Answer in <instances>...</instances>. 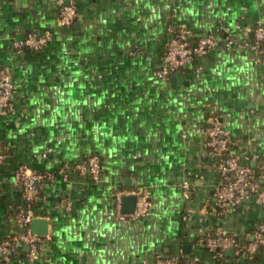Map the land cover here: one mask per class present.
Returning a JSON list of instances; mask_svg holds the SVG:
<instances>
[{
  "label": "crops",
  "instance_id": "0c3cea01",
  "mask_svg": "<svg viewBox=\"0 0 264 264\" xmlns=\"http://www.w3.org/2000/svg\"><path fill=\"white\" fill-rule=\"evenodd\" d=\"M74 3V20L63 25L57 0H0V69L14 84L0 113V240L21 232L15 171L54 176L37 186L31 207L47 228L38 257L15 243L19 252L0 264H154L158 253L264 264V247L254 260L227 251L217 259L201 241L212 232L250 239L264 218L252 197L226 210L215 199L219 158L203 132L218 116L230 154L264 165V63L250 48L217 47L165 79L156 75L171 29L186 30L189 45L206 35L250 41L264 24V0ZM45 31L52 40L42 49L16 47ZM91 155L102 163L97 181L74 168ZM120 189L148 192L149 213L118 218Z\"/></svg>",
  "mask_w": 264,
  "mask_h": 264
},
{
  "label": "built area",
  "instance_id": "2783aa9c",
  "mask_svg": "<svg viewBox=\"0 0 264 264\" xmlns=\"http://www.w3.org/2000/svg\"><path fill=\"white\" fill-rule=\"evenodd\" d=\"M60 21L63 25H70L76 15L74 0H57ZM253 40L236 43L233 37L223 39L212 35L201 36L194 45L186 42V30L183 28L171 29L170 38L163 56L160 70L156 72L158 78L165 79L173 70L190 64L194 58L206 54L217 47L232 48L233 46L250 48L258 53L257 61L264 63V24L258 21L253 30ZM52 40L50 31L43 33H29L23 41L16 43L18 50L30 48L39 50ZM14 84L5 69H0V113L6 112L10 105ZM203 132L207 138L208 146L215 156L219 158L218 173L220 181L214 189V197L220 206L226 210L240 205L247 198L252 197L255 203L264 208V165L258 172L240 158L230 154L229 130L218 116H213L207 123ZM4 151L0 144V162L4 159ZM74 168L81 175H89L94 181L100 179L102 163L97 155L88 156L77 162ZM15 179L20 183L24 204L16 212L15 220L21 232L15 237V243L27 245L26 256L29 260L37 258L45 237L34 233L31 222L34 214L31 211L35 200L38 185L54 178L53 174H41L26 167H19L15 171ZM187 189L188 184H184ZM136 195L135 209L126 213L122 210V198L125 195ZM187 196V193H185ZM115 214L120 219L139 220L149 213L150 201L148 192L142 190H117L115 192ZM252 238L242 240L233 234L212 232L202 238V242L217 259H223L227 250L233 251L235 260H247L256 254L260 246L264 245V218L252 231ZM10 239L0 240V260L8 263L19 252ZM154 264H203L196 258L188 259L178 255L156 254Z\"/></svg>",
  "mask_w": 264,
  "mask_h": 264
},
{
  "label": "water",
  "instance_id": "95a60500",
  "mask_svg": "<svg viewBox=\"0 0 264 264\" xmlns=\"http://www.w3.org/2000/svg\"><path fill=\"white\" fill-rule=\"evenodd\" d=\"M135 203H136V195H125L122 198V210L126 213L133 212L135 209ZM44 221L34 219L31 222V229L34 233L40 234V235H46L47 228L44 226ZM19 246H22L23 248L28 250V246L25 244H19ZM228 253L233 254V251L227 250Z\"/></svg>",
  "mask_w": 264,
  "mask_h": 264
},
{
  "label": "trees",
  "instance_id": "16d2710c",
  "mask_svg": "<svg viewBox=\"0 0 264 264\" xmlns=\"http://www.w3.org/2000/svg\"><path fill=\"white\" fill-rule=\"evenodd\" d=\"M262 44H264V40H263ZM254 169L256 170V172L259 171V167H255ZM12 242L15 243V240H12ZM263 247H264V245L260 246V248L258 249V251L256 252V254L252 255L251 258H248L247 260H254L255 257H256V255L258 254L259 250H260L261 248H263Z\"/></svg>",
  "mask_w": 264,
  "mask_h": 264
}]
</instances>
